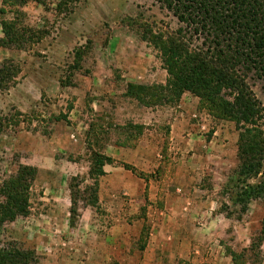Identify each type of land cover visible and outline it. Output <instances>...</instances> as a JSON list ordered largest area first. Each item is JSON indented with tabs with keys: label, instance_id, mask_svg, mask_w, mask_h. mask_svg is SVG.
Returning a JSON list of instances; mask_svg holds the SVG:
<instances>
[{
	"label": "rangeland",
	"instance_id": "obj_1",
	"mask_svg": "<svg viewBox=\"0 0 264 264\" xmlns=\"http://www.w3.org/2000/svg\"><path fill=\"white\" fill-rule=\"evenodd\" d=\"M1 21L26 34L23 48L0 47V184L18 165L37 174L27 215L0 226V248L14 242L35 264H264V240L255 263L240 254L260 229L264 194L239 212L233 123L187 92L153 105L126 93L165 83L141 35L184 26L161 3L0 0ZM245 82L264 116V78ZM94 154L110 163L93 184ZM72 178L93 185L97 203L78 202L70 225ZM262 182L264 162L240 185Z\"/></svg>",
	"mask_w": 264,
	"mask_h": 264
},
{
	"label": "trees",
	"instance_id": "obj_2",
	"mask_svg": "<svg viewBox=\"0 0 264 264\" xmlns=\"http://www.w3.org/2000/svg\"><path fill=\"white\" fill-rule=\"evenodd\" d=\"M157 1L184 27L168 34L141 35L158 52L166 80L163 85L129 84L126 93L142 104L153 105L162 99H177L187 92L214 118L233 123L238 161L235 202L243 214L249 200L264 194V182L240 185L254 178L264 162L263 109L245 82L248 72L255 73L258 79L264 78V0ZM0 29V47L23 48L25 31L4 21L0 22ZM191 39L199 45L194 46ZM6 86V78L0 75V89ZM109 163L108 157L92 156L87 177L93 184L104 175L102 167ZM36 174L34 167L18 165L14 175L1 182L0 226L27 215L29 188ZM74 180L68 185L70 225L78 216V202L89 207L97 203L93 185L79 190L77 184H72ZM229 216L225 213V218ZM263 240L264 216L258 233L240 254L255 263L260 258ZM240 254H231V260L239 259ZM0 264H35V259L31 251L9 242L0 248Z\"/></svg>",
	"mask_w": 264,
	"mask_h": 264
}]
</instances>
